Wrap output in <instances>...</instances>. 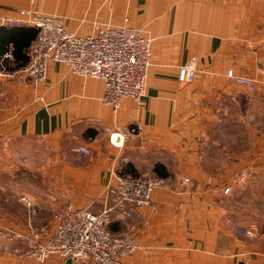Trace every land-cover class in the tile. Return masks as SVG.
<instances>
[{
	"label": "crops",
	"instance_id": "crops-1",
	"mask_svg": "<svg viewBox=\"0 0 264 264\" xmlns=\"http://www.w3.org/2000/svg\"><path fill=\"white\" fill-rule=\"evenodd\" d=\"M25 11L56 15L81 36L127 19L149 39L152 64L143 97L114 113L101 81L57 63L34 87L23 72L34 29L0 27V227L50 233L65 203L104 206L116 175H157L167 184L154 209L108 224L139 242L124 264H264V239L246 235L264 236V0H0V18ZM192 57L196 79L182 85L178 68ZM114 125L141 136L117 147L104 132ZM9 249L0 264H37Z\"/></svg>",
	"mask_w": 264,
	"mask_h": 264
},
{
	"label": "built area",
	"instance_id": "built-area-1",
	"mask_svg": "<svg viewBox=\"0 0 264 264\" xmlns=\"http://www.w3.org/2000/svg\"><path fill=\"white\" fill-rule=\"evenodd\" d=\"M124 22L117 28L105 26L93 34L81 36L67 30L62 18L56 15L25 11L19 17L0 18V27L26 25L36 30V37L28 47L27 66L23 68L34 87L46 81L50 63H57L73 75L101 81L102 103L117 113L124 99L135 101L143 97L152 64L149 39L140 30L128 26L127 19ZM197 66L198 60L192 57L179 67L178 82L182 85L194 82ZM226 75L243 85L246 91L255 92V81L250 78L234 75L231 71ZM104 132L110 141L113 136L120 137L122 145L134 144L141 136L137 126L114 125L105 127ZM79 152L84 156L89 154L85 149ZM242 177L246 179L248 174ZM188 182V178L183 179L180 185ZM166 184L167 180L157 175H116L113 184L105 190L107 201L99 213L65 203L57 208L50 233H40L33 228L22 232L0 227V249L10 245V256L21 261L32 259L37 264H45L51 257H60L63 264L67 260L71 264H124V260L139 249V242L131 228L115 235L108 224L113 219H130L144 207L154 209V190ZM229 190L226 188L224 193ZM20 202L34 212L36 205L32 200L22 197ZM246 235L264 239L255 228Z\"/></svg>",
	"mask_w": 264,
	"mask_h": 264
},
{
	"label": "rangeland",
	"instance_id": "rangeland-1",
	"mask_svg": "<svg viewBox=\"0 0 264 264\" xmlns=\"http://www.w3.org/2000/svg\"><path fill=\"white\" fill-rule=\"evenodd\" d=\"M219 143H222V144H224L225 145V147H226V145L228 144L227 142H229V140H227V139H218L217 140ZM216 141V142H217ZM103 208H104V206H102L100 203H94L93 205H91L90 206V209L93 211V212H95V213H99L100 211H102L103 210ZM123 231V230H122ZM121 231V232H122ZM119 234V233H118ZM116 235V234H115ZM60 263V264H63V260L60 258V257H51L50 258V260H48L45 264H51V263ZM79 264H82V263H79Z\"/></svg>",
	"mask_w": 264,
	"mask_h": 264
},
{
	"label": "water",
	"instance_id": "water-1",
	"mask_svg": "<svg viewBox=\"0 0 264 264\" xmlns=\"http://www.w3.org/2000/svg\"><path fill=\"white\" fill-rule=\"evenodd\" d=\"M111 142H112L115 146H117V147H120V146L122 145V143H121V138L118 137V136H113V137L111 138ZM66 264H71V261H70V260H67Z\"/></svg>",
	"mask_w": 264,
	"mask_h": 264
},
{
	"label": "trees",
	"instance_id": "trees-1",
	"mask_svg": "<svg viewBox=\"0 0 264 264\" xmlns=\"http://www.w3.org/2000/svg\"><path fill=\"white\" fill-rule=\"evenodd\" d=\"M33 29H34V28H33ZM34 31H35V37H36V34H37V32H36V30H35V29H34ZM34 39H35V38H34ZM34 39H33V40H34ZM30 44H31V43H30ZM30 44H29V45H30ZM28 47H29V46H28ZM28 49H29V48H28ZM27 59H28V58H27Z\"/></svg>",
	"mask_w": 264,
	"mask_h": 264
}]
</instances>
